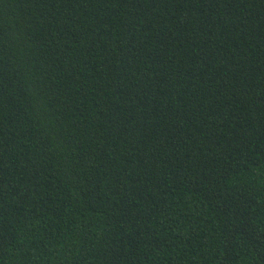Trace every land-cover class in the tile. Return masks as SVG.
I'll return each mask as SVG.
<instances>
[{"label":"trees","instance_id":"16d2710c","mask_svg":"<svg viewBox=\"0 0 264 264\" xmlns=\"http://www.w3.org/2000/svg\"><path fill=\"white\" fill-rule=\"evenodd\" d=\"M0 264H264V0H0Z\"/></svg>","mask_w":264,"mask_h":264}]
</instances>
